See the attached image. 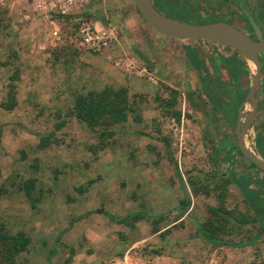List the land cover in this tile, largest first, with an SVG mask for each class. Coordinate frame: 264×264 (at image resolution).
Here are the masks:
<instances>
[{
	"label": "rangeland",
	"instance_id": "obj_1",
	"mask_svg": "<svg viewBox=\"0 0 264 264\" xmlns=\"http://www.w3.org/2000/svg\"><path fill=\"white\" fill-rule=\"evenodd\" d=\"M201 5L197 8L202 13L190 15L188 22H236L239 14L232 1ZM88 9L95 26H100L98 21L117 26L118 41L112 48L137 58L152 80L122 72L104 56L79 48L71 18L26 17L19 0H0V222L9 233L21 230L30 240L15 264H57L69 247L74 250L69 264H264V232L254 218L256 207L243 201L233 182L223 193V206L249 221L226 224L227 233L217 242L198 233L208 216L206 207L218 204L220 174H259L237 152L236 165L216 162L218 141L236 146L234 123L203 96L197 98L196 70L184 51L191 47L208 75L232 88L222 62L233 50L204 39L164 37L143 21L130 0H90ZM13 71L16 102L5 109L1 104ZM61 71L69 74L70 85L53 91L49 83ZM105 85L125 87L132 111L111 127L105 145L96 148V133L66 114L77 93ZM218 91L221 101L229 100L222 88ZM217 107L221 112L229 108L225 103ZM172 111L179 113L178 119ZM60 119L64 125L54 128ZM255 130L264 133L261 106L246 135L247 146L261 157ZM41 139L47 145L39 147ZM26 178L34 179L30 198L21 188ZM258 193L264 195V186ZM183 199L189 201L184 210L179 204ZM99 206L117 217L135 211L147 216L127 226L90 212L67 227L71 217ZM153 226L159 230L153 232ZM167 227L168 233L161 234Z\"/></svg>",
	"mask_w": 264,
	"mask_h": 264
},
{
	"label": "trees",
	"instance_id": "obj_2",
	"mask_svg": "<svg viewBox=\"0 0 264 264\" xmlns=\"http://www.w3.org/2000/svg\"><path fill=\"white\" fill-rule=\"evenodd\" d=\"M207 0H152L154 6L161 11L166 16H171L182 21H187V18L196 14L199 15L200 10L198 7H201L202 3ZM238 6L239 14L236 17V22L225 18L224 21H227L238 28H245L250 31V37L254 38V32L251 25L248 22L247 17L242 13L240 6L244 7L249 15L253 18L257 26L259 27L262 36L264 37V0H231ZM136 10V9H135ZM137 11V10H136ZM218 44V43H216ZM233 50V55H229L225 62H222L226 73L229 77L231 87L228 88L221 81L212 79L206 68L203 66L202 62L197 58L194 50L191 47L184 49L185 56L187 60L193 65L196 70L197 80L199 83V89L196 93L199 100L205 98L211 105V107L218 111L222 117H224L228 122L232 124L235 121L237 105L244 98L247 89H248V66L246 62L241 58L239 53L232 47H229ZM232 54V53H231ZM227 61V62H226ZM260 73L264 74V54H260ZM200 63V66L197 63ZM210 63L215 64V61L210 58ZM17 78V72L13 71L9 76V82L7 83L6 99L1 104L5 109H11L15 105V85L13 80ZM218 88H222L225 93L229 95L228 101H221L218 95ZM173 92V91H171ZM237 92L238 96L235 97L234 93ZM234 95V96H233ZM261 101L259 106L264 108V91L260 93ZM225 103L229 107L227 111H219L217 104ZM168 105H173V102H168ZM195 107L196 104H193ZM132 111L130 106L127 90L123 86L113 88L109 85H105L98 91L88 90L85 93H77L73 98V104L71 108L67 111L66 115H73L78 121L82 122L87 128L94 131L97 135V144L96 148H102L106 142V136L111 134V127L124 122L127 119V113ZM175 118L178 119L179 113L172 111ZM57 117H60L57 114ZM229 118V119H228ZM64 125V119L54 123V128L59 129ZM164 143L167 145L165 138H162ZM254 143L259 150L261 158L264 159V133L256 130L254 132ZM47 145V141L41 139L38 141V146L42 147ZM225 141H218L215 145V160L217 163L226 162L227 165H236L234 159V154L240 152L236 149L234 151L233 146H225ZM223 147V148H222ZM249 162V161H248ZM259 174L255 172L243 173H230L229 178L223 177L222 174L219 176L218 185L220 188V193L217 196L218 204L215 206H207L206 210L208 216L204 221L198 225V233L201 238L210 242H217L219 240L220 234H225L226 224H229L231 221H236L239 224L247 223L249 218L246 215L239 213L238 215H233L232 210H228L223 206L224 192L226 191L227 185L230 182H233L240 194L242 195L243 201L248 204L250 207H256L254 211V218L258 220L259 227L261 228L260 232H264V195H259L258 190L261 186H264V172L259 170L254 164L249 162ZM262 181V182H261ZM34 185L33 178H26L21 183V188L24 191V194L27 198H30V191ZM193 192L195 189L193 183L190 182ZM204 187V186H202ZM207 186L204 187L206 189ZM3 189L0 188V195L3 193ZM255 198H262V201L254 200ZM188 199H183L179 204L183 207L182 210L188 205ZM90 212H96L104 214L107 219L115 223H122L127 226H132L135 222L146 218V214L143 211H135L129 214H126L121 217L114 216L113 214L106 211L102 206L95 208L92 211H87L71 217L68 220L67 227H69L73 222L82 218ZM256 215V216H255ZM161 216L156 217L157 219ZM152 220H155L153 218ZM154 221V222H155ZM159 228L156 226L152 227V231H158ZM168 227L161 231V234L168 233ZM60 234V233H59ZM59 234L56 237V240L59 237ZM29 237L21 230H18L14 233H9L4 224L0 222V264H15L16 258L21 251L26 250L27 245L29 244ZM55 252V248H51L48 251L47 257L49 258ZM74 250L72 247L68 248V255L63 258L57 264H69L71 256Z\"/></svg>",
	"mask_w": 264,
	"mask_h": 264
},
{
	"label": "water",
	"instance_id": "obj_3",
	"mask_svg": "<svg viewBox=\"0 0 264 264\" xmlns=\"http://www.w3.org/2000/svg\"><path fill=\"white\" fill-rule=\"evenodd\" d=\"M143 21L156 33L173 39L209 40L214 43L234 48L248 66V89L237 105L234 122L236 146L240 154L259 170L264 172V159L254 153L246 143L250 132L260 95V54H264V37L246 9L239 5L247 17L254 32V38L237 26L217 20L205 23H192L166 16L159 11L152 0H130ZM247 104V108H245Z\"/></svg>",
	"mask_w": 264,
	"mask_h": 264
},
{
	"label": "built area",
	"instance_id": "obj_4",
	"mask_svg": "<svg viewBox=\"0 0 264 264\" xmlns=\"http://www.w3.org/2000/svg\"><path fill=\"white\" fill-rule=\"evenodd\" d=\"M25 16L43 19L68 18L73 20V40L76 45L98 55L104 56L122 72L144 76L152 80L146 67L137 58L125 53L115 52L112 48L118 41L119 31L116 25L105 22L95 26L92 14L88 9L90 0H19ZM55 39L59 37L51 32Z\"/></svg>",
	"mask_w": 264,
	"mask_h": 264
},
{
	"label": "crops",
	"instance_id": "obj_5",
	"mask_svg": "<svg viewBox=\"0 0 264 264\" xmlns=\"http://www.w3.org/2000/svg\"><path fill=\"white\" fill-rule=\"evenodd\" d=\"M58 77L56 82H50V88L53 91H64L66 90V86L70 85L69 81V74H67L65 71H61V73L56 74Z\"/></svg>",
	"mask_w": 264,
	"mask_h": 264
},
{
	"label": "flooded vegetation",
	"instance_id": "obj_6",
	"mask_svg": "<svg viewBox=\"0 0 264 264\" xmlns=\"http://www.w3.org/2000/svg\"><path fill=\"white\" fill-rule=\"evenodd\" d=\"M224 1H231V0H224ZM217 17H218V16H217ZM219 17H220V16H219ZM260 78H261V73H260ZM259 98H260V99L258 100L257 108L260 107V106H259V103H260V101H261V96H260V95H259ZM263 111H264V108H263ZM255 113H256V111H255ZM254 117H255V115H254ZM234 122H235V121H234ZM255 131H256V130H255Z\"/></svg>",
	"mask_w": 264,
	"mask_h": 264
},
{
	"label": "bare ground",
	"instance_id": "obj_7",
	"mask_svg": "<svg viewBox=\"0 0 264 264\" xmlns=\"http://www.w3.org/2000/svg\"><path fill=\"white\" fill-rule=\"evenodd\" d=\"M245 108H247V104H245Z\"/></svg>",
	"mask_w": 264,
	"mask_h": 264
}]
</instances>
